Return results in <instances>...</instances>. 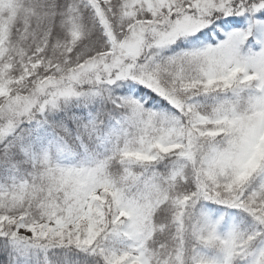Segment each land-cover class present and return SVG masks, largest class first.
Masks as SVG:
<instances>
[{
    "label": "snow or ice",
    "instance_id": "snow-or-ice-1",
    "mask_svg": "<svg viewBox=\"0 0 264 264\" xmlns=\"http://www.w3.org/2000/svg\"><path fill=\"white\" fill-rule=\"evenodd\" d=\"M0 264H264V0H0Z\"/></svg>",
    "mask_w": 264,
    "mask_h": 264
}]
</instances>
